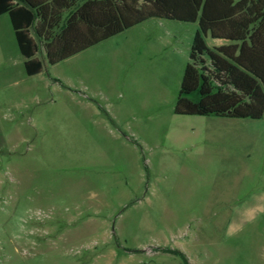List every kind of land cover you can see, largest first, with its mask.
<instances>
[{"label":"rangeland","instance_id":"374dc122","mask_svg":"<svg viewBox=\"0 0 264 264\" xmlns=\"http://www.w3.org/2000/svg\"><path fill=\"white\" fill-rule=\"evenodd\" d=\"M198 28L152 17L28 75L0 18V264H264V114L176 111Z\"/></svg>","mask_w":264,"mask_h":264},{"label":"trees","instance_id":"16d2710c","mask_svg":"<svg viewBox=\"0 0 264 264\" xmlns=\"http://www.w3.org/2000/svg\"><path fill=\"white\" fill-rule=\"evenodd\" d=\"M4 13L28 75L43 70L41 51L55 64L152 17L198 22L176 111L252 119L264 114V0H0ZM208 33L229 43L210 47ZM164 250L190 264L184 252Z\"/></svg>","mask_w":264,"mask_h":264},{"label":"crops","instance_id":"0c3cea01","mask_svg":"<svg viewBox=\"0 0 264 264\" xmlns=\"http://www.w3.org/2000/svg\"><path fill=\"white\" fill-rule=\"evenodd\" d=\"M234 1H237V0H234ZM220 4L218 3L217 4V7L219 6ZM7 16V17H6ZM0 18H3V22H5V24H7V23H10L11 24V28H12V30H13V32H14V34H15V31H14V28H13V25H12V22H11V18H10V16H9V14L8 13H4V14H1L0 15ZM194 23H198V22H194ZM198 26H199V23H198ZM1 31H2V29H1ZM2 33V32H1ZM208 37H210L211 38V42H210V44H209V42H208ZM206 42H207V44L210 46V47H216V46H221V45H225V44H228L229 42H228V40H226V39H224V38H213V37H211V35H210V33H208L207 34V36H206ZM20 50V49H19ZM39 53H41L42 55H43V57L45 58V54H44V51L42 52H39ZM46 59V58H45ZM25 66V65H24ZM25 71H26V69H25ZM27 73V72H26Z\"/></svg>","mask_w":264,"mask_h":264}]
</instances>
